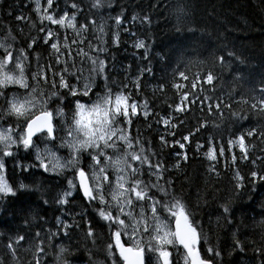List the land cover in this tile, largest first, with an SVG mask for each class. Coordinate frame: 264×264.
<instances>
[{
  "label": "trees",
  "instance_id": "1",
  "mask_svg": "<svg viewBox=\"0 0 264 264\" xmlns=\"http://www.w3.org/2000/svg\"><path fill=\"white\" fill-rule=\"evenodd\" d=\"M73 3L78 11L71 7ZM93 4L94 0H58V5L54 3L53 14L57 19L67 11L69 17L76 14L77 28L81 24L87 25L86 31L77 36L72 29L42 22L34 10L35 0H0V40L11 43L15 53L24 48L30 54L26 71L29 78L36 71L37 56L41 65L55 64L50 45L43 41L49 29L57 33L61 47L67 37L69 48H62L65 54L61 60L67 61L69 66L75 63V68L70 71L83 68V75H88L90 61H81L76 55L78 46L89 55L104 59L107 79L97 77L95 91L102 94L107 83L115 94L126 84V91L132 93V99L140 104L148 103V117L143 115L144 109L141 108L126 128L134 143L140 139L150 151L152 163L162 164L165 171L160 184L183 201H190L191 204L185 202L192 218L198 224L200 222L213 248L221 253L217 264H264V253L260 251L264 249V181L253 182L250 175L253 170H261L264 174V159H257L264 158V113L259 107L251 108L256 102L253 98H264V0H103L100 7H93ZM40 6L43 14L47 0H40ZM178 8L185 12L179 22ZM117 15L121 16L120 26L115 23ZM18 16L24 19L17 20ZM92 22L96 26L103 24L104 32H97ZM41 27L45 32L40 31ZM9 32L15 40L7 38ZM33 38L38 43L28 49ZM73 40L78 44H73ZM140 41L145 47L135 46ZM99 46L106 51L97 53L95 49ZM69 51L71 57L67 55ZM64 67V63L55 65V71ZM209 71L215 77L211 84L206 82ZM180 72H184L187 79L181 77ZM48 77L52 78L51 72ZM55 79L58 81L59 76ZM71 82L76 83L75 77ZM50 90L49 85L46 92ZM185 93L187 99H183ZM244 100L248 103H243ZM177 104L185 110L176 112ZM56 107L54 103L50 110ZM72 107L74 109V104ZM0 108H7L2 98ZM64 110L68 118L69 109L65 107ZM163 118H169L175 127L165 125ZM0 121L13 127L17 123L14 116H4ZM252 129H256L253 136H247ZM190 133L189 141H183L182 137ZM241 135L245 136L247 159L243 158L244 153L239 147L237 138ZM176 141L183 142L185 147L181 149ZM229 141L233 143L229 145ZM60 143L56 139L52 145L65 152L66 147L58 148ZM209 147L217 153L215 161L206 156ZM221 147L225 150L222 156L219 155ZM44 148L43 141L40 149ZM185 154L186 160L183 159ZM31 155L29 150L16 148L14 158L6 159L7 179L15 195L0 200V258L10 264L12 258L6 249L9 241L14 242L24 235L27 239L21 241L22 249L31 248L39 242L38 238L34 239L39 232L44 241L40 246L46 253L42 257L44 264H58L60 247L66 249L63 257L67 264H94L96 261L110 264L103 251L108 237L99 241L104 231L90 223L95 236L87 237L80 215L87 213L83 203H75L76 213L69 212V218L74 216L72 225L62 221L71 227L67 229V235L61 232L59 236H52L51 241L47 239L48 230L53 225L44 203L54 205L51 200L54 190L68 172L27 171L25 166L30 163ZM178 163L179 167H176ZM212 166L215 172L210 173ZM236 172L244 177L241 188L235 186ZM143 173L148 174L147 166ZM169 180L170 187L165 184ZM144 181L149 182V174ZM151 182H155V176L151 177ZM21 184L26 187L21 188ZM151 191L160 197L155 189ZM225 206L228 212L224 211ZM49 212L56 217L53 207ZM88 219L97 223L92 213ZM251 223L260 233L246 229ZM232 226L243 227L246 233L241 231V235L232 238ZM236 241L240 242V247H236ZM19 258L21 264H33L31 252L20 250Z\"/></svg>",
  "mask_w": 264,
  "mask_h": 264
},
{
  "label": "snow or ice",
  "instance_id": "2",
  "mask_svg": "<svg viewBox=\"0 0 264 264\" xmlns=\"http://www.w3.org/2000/svg\"><path fill=\"white\" fill-rule=\"evenodd\" d=\"M102 2L103 0H94L93 7L102 6ZM54 3L58 5V0H47V7L43 8V14H41L40 0H35L36 7L34 10L42 22L49 21L52 25L72 29L77 36L86 31L87 25L81 24L77 28L75 13L69 17L68 12L65 11L57 19L53 14L55 11ZM71 7L77 9V11L79 10L75 3ZM176 12L179 22L185 12L183 8H178ZM21 19H24V17H17V20ZM145 19L147 20L148 18L145 17ZM115 23L117 26L121 25V16L117 15L115 17ZM92 24L97 32H104L103 24L99 26H96L95 22H92ZM40 31L45 32V28L41 27ZM7 38L15 40L11 32L8 33ZM100 39L102 42V37ZM43 41L45 45H50L52 55L55 57V64L41 65L39 63L40 57L37 56L36 71L32 72L29 78L26 75V71L30 54L24 48H21L19 49V55H17L12 50L13 45L11 43H7L6 40H0V48L4 50L3 54L0 55V98L4 99L8 105L6 109L0 108V119H3L4 116L14 115L17 117L15 128L10 126L5 129L0 126V146H2L0 147V200L9 195H15L13 187L9 185L4 175L5 157L14 158V153L11 150L12 146L22 145L24 149L35 147V159L39 163L38 165L29 166H37L45 172H56L57 174H62L66 168L73 169V178L68 180L69 188H77L76 182L78 181L77 190L82 193V198L95 208L101 220L107 222L111 242L106 244L103 251L106 252L107 259L111 260V264H119L116 258L117 253L122 264H152L153 259L154 264H172L170 260L171 253L168 250L169 246L177 248V250L182 247L184 264H214L211 257H219L221 255L220 251L208 247V258L202 257L200 244L202 240L204 243H208L207 237L194 226L190 219L192 214L182 199L171 193L168 187L160 184L165 171L162 164L159 162L153 164L150 159L152 155L150 151L145 149L140 139H136L134 143L130 131L122 126H130L132 124L131 118L137 116L138 110L141 108L144 109L143 115L148 117V103L140 104L132 99V93L126 91L128 89L126 84L120 91L113 94L112 89L105 83L103 93H96L94 85L97 77L107 79L105 76L107 68L104 59H101L98 55H89V53L84 52L78 46L76 55L81 61H90V67L87 69L88 75L84 76L83 68L70 71V68H75V63L69 66L67 61L61 60V56L65 54L62 48H69L67 37L61 47L59 36L56 32L49 29L46 31ZM37 43L38 40L33 38L28 44V49H33V46ZM72 43L78 44L76 40H73ZM135 46L137 48L145 47L143 41L138 42ZM89 48H91V45H89ZM95 51L104 53L106 49L103 46H99ZM67 55L71 57L72 52L69 51ZM229 55L232 54L229 53ZM51 59L52 56H50ZM220 59L223 60L224 58L220 57ZM61 63H64L65 67L59 72L55 71V65ZM49 72H51V79L48 77ZM179 75L187 79L184 72H180ZM57 76H59L58 81L55 79ZM73 77H75L76 83L71 82ZM214 78L213 73L209 71L206 82L211 84ZM81 81H83L82 87L80 86ZM9 85H18L20 89L26 90L25 94L23 96L14 94L9 99L5 93ZM49 85L51 90L46 92V88ZM174 86L181 87L180 85ZM195 86L194 83L193 87ZM136 88L137 90L140 88L138 82L136 83ZM90 94H94L96 99L92 100V95ZM85 98L92 100V102L90 104L87 103ZM183 99H187V93H185ZM253 99L256 102L251 104V108L257 109L259 107L260 112L264 113V98ZM242 102L248 103L246 100ZM54 103L57 104V107L50 110L51 105ZM221 103L223 102L221 101ZM73 104L74 109L72 107ZM65 107L69 109L70 113L67 120L65 119ZM216 107L219 109L220 105L218 104ZM224 107L229 106L224 105ZM184 110L179 104L176 105V112H183ZM54 114L60 117L66 131L65 136L59 137L61 143L58 148L66 146L70 151V158L63 163L56 152L48 147L50 143H54L57 139L53 135ZM233 115L238 116L239 113H233ZM21 117L24 118L23 121H21ZM163 123L171 125V120L163 118ZM171 126L175 127V125ZM17 129H20L18 139L14 138ZM199 130L197 129V131ZM255 131L256 129L248 131L247 136H253ZM44 133H46V136L43 135ZM37 134H41L44 138L45 148L43 150L35 145L33 138ZM191 135L192 133L183 136L182 140L189 141ZM237 139L240 150L244 153L243 158L247 159L245 136L241 135ZM161 140H164L163 136ZM118 142H121L125 149L123 154L115 157L108 155L107 150L109 149L113 150V152L120 151V143ZM176 143L179 144L181 149L185 147L183 142L176 141ZM232 143L233 141H229V145ZM197 147L200 148L201 146L197 145ZM224 153L225 150L221 147L219 155L222 156ZM84 154H88L91 157L90 169L81 166ZM177 155L179 156L180 154L178 153ZM206 156L210 161L217 159V153L212 147H209ZM183 159H187L186 154ZM257 159L264 158L258 157ZM233 160H235V157H233ZM252 163L256 165L255 160ZM17 166L24 167L20 164H17ZM145 166H147L149 174L148 183L139 178L142 176ZM176 167H179V163ZM109 169H111V172ZM209 172H215V167H210ZM113 173L115 174L114 181L112 179ZM250 175L253 182L257 180L264 181V174H261V170H253ZM152 176H155V182H151ZM235 180L236 188L243 187L244 177L239 172H236ZM165 184L170 187L171 181H165ZM20 187L24 188L26 186L21 184ZM109 189L110 191H106ZM152 189H155L160 194L159 199L152 193ZM71 195V191L63 192L57 203H66V198ZM137 205L140 206L138 213L135 211ZM224 211L228 212L226 206ZM162 212L166 213V216H162ZM173 221L174 228L172 226ZM57 223L63 225V230H67L70 227V225L63 223L59 219H57ZM54 235L56 233L50 234L47 239L51 241ZM94 236L95 233L92 227H89L87 237L93 238ZM125 236L131 242L129 246L122 242V237ZM37 238L39 239L38 243H34L31 248L25 249H22L21 241H25L27 239L26 236H19L14 242L10 240L6 245L8 255L12 258L10 264H21L19 258L20 250L31 252L33 264H44L42 257L46 253L45 249L40 246L44 241L39 232L36 233L34 239ZM236 247H240L239 241H236ZM260 251L264 253V249ZM65 252L66 249L60 247L57 254L58 264H67L63 257ZM0 264H5L2 258H0ZM94 264H104V262L96 261Z\"/></svg>",
  "mask_w": 264,
  "mask_h": 264
},
{
  "label": "rangeland",
  "instance_id": "3",
  "mask_svg": "<svg viewBox=\"0 0 264 264\" xmlns=\"http://www.w3.org/2000/svg\"><path fill=\"white\" fill-rule=\"evenodd\" d=\"M186 200H187V199H186ZM186 200H185V201H186ZM187 201H188V203H190L189 200H187ZM190 204H191V203H190ZM192 205H193V204H192ZM139 207H140L139 205L136 206V209H135L136 212H139ZM230 228H231L230 233L232 234V238H233V237H237V235H239V234L241 235V231H242V233H246V232H245L246 229H249L250 231H252V232H254V233L256 232V231H254V230H257V231H258L257 226H256L254 223H251V225L249 224L248 227H247L246 229H244L243 227H239V228L241 229V230H239V228L234 227V226H232V227H230ZM262 228H264V225L262 226ZM223 229H225V228H223ZM252 229H254V230H252ZM226 230H228V228H226L225 231H226ZM259 230H261V229H259ZM228 231H229V230H228ZM230 233H229V234H230ZM258 233H260V232L258 231ZM103 235H104V236H103V237L101 236L100 239H99V241H102V240H103V238L106 236V232H103ZM99 241H98V242H99ZM245 241H249L248 243H250V240H248V239H246Z\"/></svg>",
  "mask_w": 264,
  "mask_h": 264
},
{
  "label": "flooded vegetation",
  "instance_id": "4",
  "mask_svg": "<svg viewBox=\"0 0 264 264\" xmlns=\"http://www.w3.org/2000/svg\"><path fill=\"white\" fill-rule=\"evenodd\" d=\"M85 211H87V212H88V209H86Z\"/></svg>",
  "mask_w": 264,
  "mask_h": 264
}]
</instances>
